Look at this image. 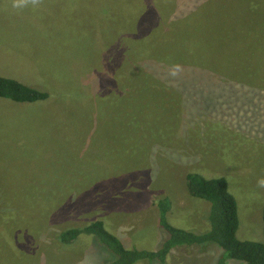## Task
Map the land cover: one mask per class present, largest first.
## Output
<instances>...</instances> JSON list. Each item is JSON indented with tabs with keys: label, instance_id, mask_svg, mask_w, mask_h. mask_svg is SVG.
I'll list each match as a JSON object with an SVG mask.
<instances>
[{
	"label": "rangeland",
	"instance_id": "obj_1",
	"mask_svg": "<svg viewBox=\"0 0 264 264\" xmlns=\"http://www.w3.org/2000/svg\"><path fill=\"white\" fill-rule=\"evenodd\" d=\"M255 38L264 0H0V76L48 94L0 98V264H105L94 236L58 239L95 221L125 248L153 252L156 200L171 225L203 232L209 205L188 195V173L224 178L236 238L261 242ZM220 256L214 243L183 245L165 264Z\"/></svg>",
	"mask_w": 264,
	"mask_h": 264
},
{
	"label": "trees",
	"instance_id": "obj_2",
	"mask_svg": "<svg viewBox=\"0 0 264 264\" xmlns=\"http://www.w3.org/2000/svg\"><path fill=\"white\" fill-rule=\"evenodd\" d=\"M264 52V39H254ZM0 98L16 103H33L48 98V94L28 87L20 82L0 76ZM186 189L189 196L206 201L209 205L207 226L203 232L194 233L174 227L166 218L168 202L156 200L158 224L163 237L153 252L125 248L120 240L106 231L102 222L95 221L76 229H68L58 235L61 243L72 242L80 234L94 236L99 244L109 253L110 259L105 264H135L144 260L146 264L157 261L165 264L169 251L177 246L201 245L214 243L221 250L216 264H225L226 259H233L243 264H264V205L261 210L262 234L261 242L239 240L236 238L238 219L236 202L227 190L224 178H204L194 173L185 176Z\"/></svg>",
	"mask_w": 264,
	"mask_h": 264
}]
</instances>
